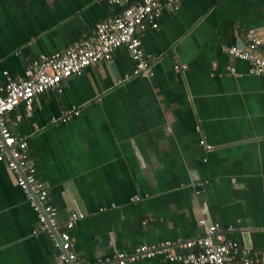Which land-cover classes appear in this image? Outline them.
I'll list each match as a JSON object with an SVG mask.
<instances>
[{"label": "crops", "instance_id": "crops-1", "mask_svg": "<svg viewBox=\"0 0 264 264\" xmlns=\"http://www.w3.org/2000/svg\"><path fill=\"white\" fill-rule=\"evenodd\" d=\"M132 1L0 0V83ZM157 23L141 34L150 78L123 79L134 65L119 47L64 79L61 92L20 103L8 126L27 137L58 222L83 213L70 234L84 263L141 243L194 238L211 222L264 255V74L228 54L247 31L264 37V1L178 0ZM73 107L79 113L64 119ZM37 227L0 161V264H60L59 250Z\"/></svg>", "mask_w": 264, "mask_h": 264}, {"label": "built area", "instance_id": "built-area-1", "mask_svg": "<svg viewBox=\"0 0 264 264\" xmlns=\"http://www.w3.org/2000/svg\"><path fill=\"white\" fill-rule=\"evenodd\" d=\"M177 1L133 0L116 14L97 21L90 34H83L63 50L31 60L22 76H6L4 82L0 83V161L5 162L13 173L17 185L36 212L38 227L33 231H43L52 240L54 247L59 250L60 264H86L74 251L70 234L83 213L72 211L63 223L58 222L57 206L51 202L47 185L38 178L37 168L28 154L27 137L11 131L7 115L20 103L31 106L43 92H61L64 79L80 73L89 65L110 59L112 52L119 47L127 50L134 65L132 74L124 75L123 79L130 76L150 78L153 75L152 61L142 46L141 34L147 27L156 28L161 9L164 6L177 7ZM228 54L247 62L249 73L264 74V37L247 31L242 44L231 45ZM180 67L185 68V65L176 66ZM230 70L233 71V68ZM78 113L79 110L73 107L64 111L63 118L69 119ZM199 192L197 189L196 193ZM133 199H138V195L135 194ZM199 222L205 224L206 219L201 218ZM152 258L180 264L264 262V255L227 238L219 223L211 222L200 236L153 244L141 243L130 253L119 251L112 257L92 264H126Z\"/></svg>", "mask_w": 264, "mask_h": 264}]
</instances>
